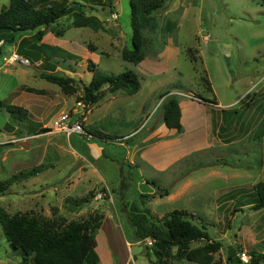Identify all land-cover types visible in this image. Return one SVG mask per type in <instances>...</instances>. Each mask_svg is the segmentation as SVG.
Listing matches in <instances>:
<instances>
[{
	"label": "rangeland",
	"instance_id": "rangeland-1",
	"mask_svg": "<svg viewBox=\"0 0 264 264\" xmlns=\"http://www.w3.org/2000/svg\"><path fill=\"white\" fill-rule=\"evenodd\" d=\"M61 1L46 0L48 6V2ZM73 1L84 5L82 18L91 19L93 26L74 28L78 19L73 14H79L75 9L39 29L44 31L41 49L43 56L49 57L47 62L53 64L55 72L73 79L70 94L41 79L42 73L51 71L32 54L18 53L28 58L29 66L4 62L3 57L13 54L21 38L36 31L13 34L16 40L12 44L8 42L12 33L0 31V103L27 111L25 120L14 119L0 105V182L18 172L39 169L36 176L0 193V208L9 215L32 213L65 223L101 214L96 235L98 264L155 261L151 251L146 256L145 242H133V228L126 220L131 206L143 209L142 201L154 218L180 210L195 225L203 226L211 240L222 244L214 256L216 264H225L230 249H241L238 258L250 250L264 253V207L253 209L254 186L264 182V3L167 0L152 15L155 27L143 31L147 50L144 60L135 65L121 58V50L132 46L129 0H114L110 13L106 0H99L101 5L89 0H68V4ZM8 4L9 0H0V10ZM169 24L174 29L167 33ZM171 44L173 52L165 60ZM53 49L58 52L54 54ZM227 52L230 58L224 64L222 53ZM159 56L162 61H158ZM191 56L196 62L190 61ZM90 67L105 75L132 71L138 76L140 89L128 96L123 91L111 93L104 86L99 101L86 106L82 99L93 74ZM179 87L192 92L187 98L198 101L199 94L210 97L214 92L228 98L245 90L241 103L255 111L252 117L244 114L240 121L243 130L250 128L253 133L229 150L190 154L193 135H167L170 131L164 127L159 107L160 95ZM170 95L186 100L179 91ZM61 113L78 120L90 137L66 135L53 128V120ZM93 131L102 132L101 136ZM125 135L130 136L116 139ZM169 144L181 145L182 154L166 169L161 166L174 157L167 155ZM144 150L149 152V160L138 157ZM163 189L169 195L159 197ZM90 191L94 194L91 202L75 208L74 200ZM145 194L151 196L147 200L140 197ZM203 244L199 241L190 246ZM20 262L19 252L10 248L0 225V264ZM170 264L195 263L172 260Z\"/></svg>",
	"mask_w": 264,
	"mask_h": 264
},
{
	"label": "trees",
	"instance_id": "trees-1",
	"mask_svg": "<svg viewBox=\"0 0 264 264\" xmlns=\"http://www.w3.org/2000/svg\"><path fill=\"white\" fill-rule=\"evenodd\" d=\"M89 1L101 5L99 0ZM106 1L110 13L114 9V0ZM166 1L129 0L132 46L130 49L123 48L121 50V58L124 61L137 65L144 60L147 49L143 31L155 27L152 15L161 10ZM260 1L264 3V0ZM38 2L9 0L8 6L0 10V31L12 33L8 39L11 44L16 40V35L13 34L19 35L27 31H36L34 35L23 37L18 41L17 54L36 56L37 52H41L42 44L40 42L44 36V31L39 29L50 26L75 9L79 10V14H73L78 19V22L73 26L74 28L93 26L91 19L82 18L84 5L79 4L78 1H73L70 4H68V0H62L60 3L48 2L51 4L49 6L46 0H38ZM168 29L167 33H170L174 29V25L169 24ZM52 34L60 36L61 32H52ZM191 51L194 52V50H189V53H192ZM36 59L39 61V56ZM189 59L193 63L196 62L195 56H191ZM92 69L90 67L93 74L84 89L85 94L82 99L86 106H92L99 101L101 89L104 86H107L111 93L123 91L129 96L135 95L140 89L138 76L132 71L117 75H105ZM49 71L51 72L42 73L41 79L55 84L65 94L72 93V78L55 72L53 68ZM208 89L210 90V87ZM199 96L196 98L200 101L213 103L212 100H206ZM159 99H162L159 107L162 109L163 124L167 129L175 130L177 134H181L183 128L177 95H170L169 92H165L160 95ZM0 105L14 119L25 120L27 117V111L22 107L5 105L2 102ZM95 135L100 137L101 133L96 132ZM38 173L39 169L33 168L31 171L13 174L5 181L0 182V193L11 185L34 177ZM254 191L256 202L253 209H262L264 207V182L257 183L254 186ZM160 192L162 193L159 194V197L169 195V191L166 189L160 190ZM150 196L145 194L140 197L147 200ZM93 198L94 194L90 191L84 197L75 199L74 207L81 209ZM141 205L143 209H139L136 205L131 206L126 220L133 228V242L144 243L147 239L151 240L152 246H145L144 249L148 257L150 251L152 252L155 259L152 264H170L172 260H185L195 264H216L214 256L220 251L222 244L219 241L211 240L203 226L195 225L188 219V215L180 210H174L161 218H154L150 211L145 208V201H142ZM102 220L103 216L95 213L90 214L82 221L65 223L62 219H44L32 213L9 215L0 208V225L3 235L10 248L19 252L20 264H98L96 235ZM199 241H204V244L191 248L192 243ZM240 252V248L230 249V255L227 256L225 264H242L236 256ZM247 255L249 261L246 264H264V253L250 250Z\"/></svg>",
	"mask_w": 264,
	"mask_h": 264
},
{
	"label": "crops",
	"instance_id": "crops-1",
	"mask_svg": "<svg viewBox=\"0 0 264 264\" xmlns=\"http://www.w3.org/2000/svg\"><path fill=\"white\" fill-rule=\"evenodd\" d=\"M36 1L38 2V0H36ZM207 41H208V38H207ZM1 43H2V41H0V46H1L0 53L2 52L1 49L3 48L2 47L3 44H1ZM40 43H42V42H40ZM168 43H170V42H168ZM17 46H18V43L16 44V46H14V48L15 47L16 48L12 53H17ZM170 46H171L172 51L169 50L166 52L167 54L164 57L165 60L167 58H169L171 55L170 53L173 52L174 47H172V44ZM170 46H169V48H170ZM167 48L168 47H166V50H167ZM52 52L55 54V52H58V51L53 49ZM177 53H178V51L175 52L176 55H177ZM43 54H44V51H42V49H41V52L40 51L37 52L36 57L39 56V58H40L39 59L40 61H38L37 63H39L41 66H43L44 69H46V70L52 69L53 64L47 62L49 57L43 56ZM212 56H215V54H213ZM222 57L225 58L224 59L225 60L224 64H225V63H227V60H229L230 55L228 54V52L225 54L222 53ZM232 58H234V57L232 56ZM160 60L162 61L161 56H159L158 61H160ZM205 77H207V75H205ZM208 80L210 83V87H212L213 82L211 81L210 78ZM249 83L254 84L253 81H249ZM229 85H230V83H229ZM176 91L181 92L182 94L185 95V97L188 94H191L190 96H192L191 91L184 90L180 87L177 90L171 91L170 94H172L173 92H176ZM211 93H212V95L210 97H203L199 93L198 94L200 96H202L203 98H205L206 100H210V101L212 100L213 103H209V102L204 103V102H200L198 100H194L193 98H187V97H186V100H178L180 111H181V125L183 128V133H181V134H184L185 132H189L193 135V142H192L193 144L191 145L192 148L189 151L190 154L192 153L193 155L195 153H199L200 151L207 150V149L229 150L231 146H233L235 144L236 145L240 144V141L243 140V137H245L249 133H253L252 131L250 132V130H251L250 128H248L247 130H245V129L243 130L242 129L243 122L240 121V118L243 117L244 114H246V113L251 114V115H249V117H252V115H253L252 110L255 111V108L252 109L250 106H248V104H246V103L242 104L241 103V100L245 94V90L240 94L233 95V96H230L228 98L227 97L220 98V97L216 96V94L214 92H211ZM201 115L203 117H201ZM141 127H142V125H141ZM141 127H139L137 130H135V132L140 130ZM164 127H165V125H164ZM253 128L256 132L258 131L256 128V124H253ZM153 130L154 129L152 128L151 131H153ZM168 130L170 132H168L167 135H173V133H176L175 130H170V129H168ZM96 132H100V131H93L94 134ZM135 132L134 131L131 132L130 135L134 134ZM100 133H102V132H100ZM209 134H210V136H209ZM130 135H125L124 137H120V138H116V139L126 138V136H130ZM257 135H261V134L257 133ZM154 136L155 135L153 134V136H151V138ZM255 136L256 135H254L253 138H255ZM142 144H143V142H142ZM169 145H170V147H169L170 151H168V153L167 152L166 153L168 156L174 155V157L170 158L169 161H167V163H165L161 166V167H165L166 169L168 166L173 164L176 159H180L181 158L180 156L182 154V152H181L182 148H180L181 145L178 147L176 145L173 146V144H169ZM134 149H135V146H134ZM146 152H147V154H146ZM146 152L144 150L138 156L143 161H145V159L149 160V158H150V157H148L149 152L148 151H146ZM182 156H184V155H182ZM207 164H210V163H207ZM165 168H163V169H165ZM106 264H108V263H106Z\"/></svg>",
	"mask_w": 264,
	"mask_h": 264
},
{
	"label": "built area",
	"instance_id": "built-area-1",
	"mask_svg": "<svg viewBox=\"0 0 264 264\" xmlns=\"http://www.w3.org/2000/svg\"><path fill=\"white\" fill-rule=\"evenodd\" d=\"M112 19L116 18L115 14L111 15ZM4 62L6 63H18L20 65L29 66L30 62L28 59L19 56L17 53H13L9 55L8 57H3ZM52 127L58 130L59 132L69 135V134H79V135H87L90 137V135L86 134L81 127L78 120H71V117L66 113H61L59 117H57L55 120H53ZM100 197V196H99ZM146 245L148 247L152 246V242L150 239H147L145 241ZM239 259L244 263H248L249 256L247 254H241L239 256Z\"/></svg>",
	"mask_w": 264,
	"mask_h": 264
}]
</instances>
